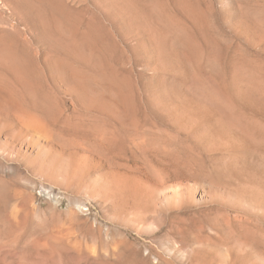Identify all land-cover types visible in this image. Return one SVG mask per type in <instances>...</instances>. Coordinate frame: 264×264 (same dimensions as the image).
Masks as SVG:
<instances>
[{
    "label": "rangeland",
    "instance_id": "rangeland-1",
    "mask_svg": "<svg viewBox=\"0 0 264 264\" xmlns=\"http://www.w3.org/2000/svg\"><path fill=\"white\" fill-rule=\"evenodd\" d=\"M0 264H264V0H0Z\"/></svg>",
    "mask_w": 264,
    "mask_h": 264
},
{
    "label": "built area",
    "instance_id": "built-area-1",
    "mask_svg": "<svg viewBox=\"0 0 264 264\" xmlns=\"http://www.w3.org/2000/svg\"><path fill=\"white\" fill-rule=\"evenodd\" d=\"M41 192H45V194L50 192L51 195L53 194L51 189H45V188L43 189V188H41Z\"/></svg>",
    "mask_w": 264,
    "mask_h": 264
}]
</instances>
